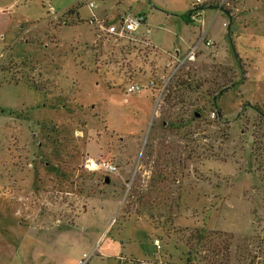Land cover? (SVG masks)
Segmentation results:
<instances>
[{
  "label": "rangeland",
  "instance_id": "rangeland-1",
  "mask_svg": "<svg viewBox=\"0 0 264 264\" xmlns=\"http://www.w3.org/2000/svg\"><path fill=\"white\" fill-rule=\"evenodd\" d=\"M262 114L264 0H0V264H264Z\"/></svg>",
  "mask_w": 264,
  "mask_h": 264
},
{
  "label": "built area",
  "instance_id": "built-area-1",
  "mask_svg": "<svg viewBox=\"0 0 264 264\" xmlns=\"http://www.w3.org/2000/svg\"><path fill=\"white\" fill-rule=\"evenodd\" d=\"M201 0H197L199 2ZM88 6L90 8L94 7V4L91 1L87 2ZM93 18L90 20V22H98V27L102 31H104L107 34L114 35L116 37H123V36H133L145 23H146V17L143 13H126L122 16H120V19L117 23L112 22H105L103 20L97 19V16L93 13ZM189 19L191 21H197L200 24L201 34H200V40L204 41L203 43L207 46H210L213 44L212 40L209 38H206V29L204 28V20L201 16V14L198 11L193 10L189 13ZM194 48L190 49L188 52V55L191 56L194 53ZM135 89L140 90L141 87L136 86H130L127 90V92H133ZM216 115L215 111L211 112V116L214 117ZM76 135H82L81 131H76ZM82 167L85 171L91 172V173H101L102 176H108L113 172H116L118 170L115 163H113L111 160L102 159V158H95V157H87L84 159ZM154 244L157 246L159 245V239L154 238L153 239ZM120 260H124V257H121Z\"/></svg>",
  "mask_w": 264,
  "mask_h": 264
},
{
  "label": "trees",
  "instance_id": "trees-1",
  "mask_svg": "<svg viewBox=\"0 0 264 264\" xmlns=\"http://www.w3.org/2000/svg\"><path fill=\"white\" fill-rule=\"evenodd\" d=\"M75 12V8H70V9H68L67 10V12L66 13H68V14H72V13H74ZM188 18H189V14H188ZM177 84V83H176ZM175 84V85H176ZM34 85H36V83H34ZM173 99V97L171 98V97H167V99H166V101H165V104H170V101ZM247 105H250V104H248V103H246ZM254 109H256V110H258V108L257 107H254ZM259 111V110H258ZM197 113H195V115H196ZM263 115V114H262ZM264 117V116H263ZM106 177H108V176H106ZM152 246H153V248H155V249H157V246L154 244V242H153V244H152ZM154 249V250H155ZM191 257H192V254H190V253H188V255H187V259H186V262H189V261H191Z\"/></svg>",
  "mask_w": 264,
  "mask_h": 264
},
{
  "label": "water",
  "instance_id": "water-1",
  "mask_svg": "<svg viewBox=\"0 0 264 264\" xmlns=\"http://www.w3.org/2000/svg\"><path fill=\"white\" fill-rule=\"evenodd\" d=\"M205 7H210V6H197V8L199 9V8H205ZM264 116V115H263ZM109 181V178L108 177H106V182H108Z\"/></svg>",
  "mask_w": 264,
  "mask_h": 264
},
{
  "label": "crops",
  "instance_id": "crops-1",
  "mask_svg": "<svg viewBox=\"0 0 264 264\" xmlns=\"http://www.w3.org/2000/svg\"><path fill=\"white\" fill-rule=\"evenodd\" d=\"M206 29V28H205Z\"/></svg>",
  "mask_w": 264,
  "mask_h": 264
}]
</instances>
